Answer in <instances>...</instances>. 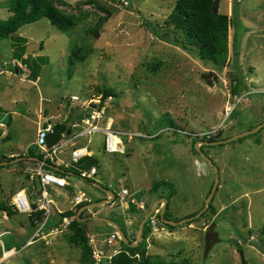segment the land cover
<instances>
[{
	"label": "rangeland",
	"instance_id": "obj_1",
	"mask_svg": "<svg viewBox=\"0 0 264 264\" xmlns=\"http://www.w3.org/2000/svg\"><path fill=\"white\" fill-rule=\"evenodd\" d=\"M54 1L78 18L74 28L63 32L47 19L21 27L15 36L26 39L24 55L16 53L19 44L13 37L0 38V106L5 111L0 114V125L12 116L11 140L0 143L1 159L6 161L4 157H13L12 153L24 156L35 145L38 128L46 119L68 123L81 117L79 103L98 98L104 88L112 89L115 94L104 102L102 123L123 132L124 151L106 153L103 136H93L91 149L100 160L98 174L83 179L72 170L66 188L50 186L58 201L52 222L60 220L58 210L72 206L76 194L91 198V203L106 198L95 183L106 188L110 183L142 193L146 208L133 211L116 201L85 209L83 215L98 213L115 220L130 239L137 240L144 216L166 194L165 189L150 192L155 181L172 183L175 194L169 212L173 221H179L205 206L217 175L215 165L219 184L210 201L213 209L208 206L198 220L170 228L158 220L161 203L153 213L151 231L139 243L144 244L146 255L168 262L244 264L242 251L245 264H264V127L223 144L203 143L208 141L204 137L228 139L264 122V0H221L220 11L231 19L229 59L222 71L163 35L157 36L146 25L158 23L173 38L175 33L165 22L177 0ZM9 8L10 0H0V21L11 15ZM74 46L87 51L88 57L70 69ZM16 62L26 63L22 74L16 73ZM237 62L245 86L234 95ZM72 95L80 100L72 101ZM67 103L75 108L71 119ZM168 119L175 127L167 124ZM195 138L214 165L194 152ZM77 142L81 147L87 139ZM70 148L66 146L61 155L68 161ZM32 165L25 159L0 166V201L10 204L18 190L33 189L25 170ZM211 223H216L221 241L205 257V236ZM113 227L87 220L89 237L100 238ZM1 230L10 231L1 239L5 249L13 247L17 252L4 258L0 246V264H89L81 247L67 240V230L50 229L29 243L37 229L30 226L26 214L9 217L0 211ZM99 246L105 244L99 242Z\"/></svg>",
	"mask_w": 264,
	"mask_h": 264
},
{
	"label": "trees",
	"instance_id": "obj_2",
	"mask_svg": "<svg viewBox=\"0 0 264 264\" xmlns=\"http://www.w3.org/2000/svg\"><path fill=\"white\" fill-rule=\"evenodd\" d=\"M221 0H177L173 11L170 13L168 19L165 22L167 28H171L175 33V36L170 37L169 30H165L164 27L160 26L158 23L153 25L149 22L146 23L147 26L152 27L153 31L157 36H162L165 40L174 43L176 45L182 46L184 49L189 51L191 54L198 57L200 60L210 63L215 69L222 71V69L228 64L229 59V26L231 19L227 14L220 11ZM11 15L7 19L0 21V38L13 37L19 44L18 51L16 53L24 55L25 54V43L26 39L22 36H15V33L23 26L35 23L41 19H47L52 24L57 26L61 31L68 32L70 29L74 28L78 24V18L73 14L66 13L64 10L59 8L54 0H10ZM234 13L237 14V6L234 7ZM237 23L240 24V20L237 18ZM238 40L235 43V52L238 53ZM84 49L78 46H74L72 53L69 57V67L70 69L78 62L84 61L88 57L87 51L83 52ZM27 59V58H25ZM237 72L233 75V81L235 85L232 88V93L234 95H239L242 91L245 83L243 81L242 69L238 62L236 63ZM208 75V74H207ZM205 78L208 79V76ZM207 76V77H206ZM38 75L36 74V79ZM102 104L106 101L109 96H113L115 93L112 89L104 88L101 90ZM68 108H71V104L67 103ZM4 109L0 106V114L4 113ZM12 116L9 115V121L6 126H10ZM167 124L175 127L174 121L172 119L167 120ZM5 132L4 129L0 128V136ZM208 141H217L218 137L207 138ZM210 139V140H209ZM11 140L10 133L3 138L0 143H4ZM221 140V139H218ZM197 139L193 141V150L196 154L198 151L195 148V143ZM207 146V145H205ZM204 145H202V150ZM17 157H37L41 158L38 153V149L35 145L30 146L27 153L22 156ZM16 157H4V159L11 161ZM3 160L0 157V162ZM93 166H100V160L94 154L88 155L80 160L78 167L81 169H90ZM4 167V166H2ZM76 171L75 168L71 167L67 171ZM64 172L63 175L67 176L68 173ZM29 177V175L27 174ZM33 188H38V182L35 180L33 182ZM166 190L165 198L168 199L166 211L164 218L168 220L171 219V214L169 212V207L171 203V198L175 194V189L171 182L167 180L155 181L151 188V193H160ZM139 199H142L143 194H137ZM161 198H163L161 196ZM100 201V200H99ZM84 204L78 205L76 208L65 210L62 213H58L60 220L65 217H73L68 229H67V240L71 244H75L81 247L84 259L92 263V245L90 243V237L88 235L87 221L82 222L80 219L85 218L83 215L86 210L81 211L79 215L77 212L83 207ZM36 207V205H35ZM137 205L132 204L130 209L133 211L137 210ZM209 209H213L212 204L209 205ZM0 211L5 212L9 217L16 214H20L14 211L10 204L0 201ZM207 211L200 215H206ZM42 211H37L28 215L30 226L37 229L42 221ZM196 213L190 215L194 216ZM153 216V215H152ZM151 216V217H152ZM158 220L163 224H166L170 228H174L173 225L164 223L160 213H158ZM151 217L146 221L144 225L143 238H146L151 231ZM59 220V221H60ZM198 220V219H194ZM59 221L51 220L50 226L59 224ZM150 221V223L148 222ZM178 221V220H175ZM126 236L128 237L126 231L124 230ZM262 235L264 236V228L262 229ZM129 239L130 243H134L136 239ZM29 238L27 239V241ZM122 250L114 257V264H190L189 261H164L160 258H153L146 255V248L143 243H139L136 247H132L121 240ZM13 247H10V250ZM2 254V253H1Z\"/></svg>",
	"mask_w": 264,
	"mask_h": 264
},
{
	"label": "built area",
	"instance_id": "obj_3",
	"mask_svg": "<svg viewBox=\"0 0 264 264\" xmlns=\"http://www.w3.org/2000/svg\"><path fill=\"white\" fill-rule=\"evenodd\" d=\"M15 66L18 69L27 67L26 63L22 64L21 62H16ZM71 100L75 102L80 99L77 95H72ZM79 106L82 108L80 112L81 117L73 118L70 122L65 123L67 127L71 129V133H62L61 139L52 147H48L47 137L53 131L56 124L51 122L50 119H46L40 125L37 132V139L34 144L41 158L35 159L36 157H29L28 160L31 161L33 165L25 169L29 175V179L32 182L35 180L38 182V188H33L31 191L21 189L12 196L10 205L14 211L26 215H31L37 211L43 212L42 221L29 243H32L37 237L44 235V233L50 229H52V231L68 229L73 217L65 216L59 221V224L50 226L53 217V207L55 206V200L50 191V186L66 188L70 182L63 173L71 167L75 168L83 179H93L94 176L98 174V168L96 166L90 169H81L78 167V163L81 159L93 154L91 149L93 136L96 134H101L103 136V150L106 153L115 154L124 151L122 148L124 143L121 140L123 132L114 129L110 124L103 125L102 123L105 118L106 110L105 105L102 104V96L84 101L81 104L79 103ZM87 114L89 116H86ZM80 138L87 139L86 145L81 147L77 146V141ZM68 145H71L69 161L61 156L64 153V148ZM107 189L113 191L116 201L126 208H129L132 204L137 205L140 210L146 208L145 201L138 198V192L131 191L128 187L115 186L109 183ZM91 202V198L84 194H76L74 196L73 208ZM80 213L81 211H78L77 215ZM151 222H155V216L151 217ZM6 233H8V231L0 233V246H2V256L4 258H9L12 256L9 255L10 252L15 251L16 253L17 250L14 248L10 250L5 249L1 238ZM121 240L122 238L118 230L105 235V237L101 239H98L94 235L90 236V243L92 245L91 264H114V257L122 250V247L118 245ZM99 242H102L105 246H99ZM106 245H108V247H106Z\"/></svg>",
	"mask_w": 264,
	"mask_h": 264
},
{
	"label": "water",
	"instance_id": "obj_4",
	"mask_svg": "<svg viewBox=\"0 0 264 264\" xmlns=\"http://www.w3.org/2000/svg\"><path fill=\"white\" fill-rule=\"evenodd\" d=\"M16 73H21L22 74L23 70H19V69L16 68ZM73 112H74V107H72L70 109L69 118H71ZM86 116H89V115L87 114ZM263 127H264V122H262L259 126L253 128L251 130H248L246 132L240 133V134H238V135H236V136H234L232 138L222 139V140H217V141H206V142H203V143H205V145L223 144V143L232 141L234 139L241 138V137L246 136L248 134H253V133L259 131ZM0 128L5 130L4 134L0 136V141H1L3 138H5L9 134V128L6 125H0ZM64 132L66 134H70L71 133V129L68 128L65 123L56 124L55 127L53 128V131L47 137L48 147H52L54 144H56L61 139L62 133H64ZM196 149H197L198 152H200L202 154V156L204 157V159H206V161H208L211 165H214L213 161L211 160V158L202 151L200 146H198V143H196ZM25 159H27V157H16L14 160H11V161L6 160V161L0 162V166L8 165V164H11V163H16V162H19V161H22V160H25ZM35 159H37V158H35ZM214 167L216 169L217 175H216V179H215L213 188H212L210 194L208 195V197L206 199L205 206L196 215L184 218V219L179 220V221H173V220L165 219L164 218V214H165L166 206H167V203H168V199L163 197L144 216V218H143V220H142V222L140 224V228H139V237L134 243H130L129 242V239L126 236L125 232L123 231L121 226L116 221H114L112 219H109V218L101 217V216H97L95 218L103 220V221L109 223L110 225L114 226L119 231V233L121 235V238H122V240L125 243L131 245L132 247H136L139 244L140 239L143 237L144 225H145L146 221L153 215L154 212L157 211L158 207L161 206V203H163V205H162V209L160 211V216L162 217V219H163V221L165 223H168V224L173 225V226H176L178 224H181L183 222H187V221H190V220H193V219H197L198 217H200L201 214H203L207 210V208H208V206L210 204V201L212 200V198H213V196L215 194V191H216V189L218 187V184H219L218 168L215 165H214ZM95 185L100 190H102L103 192H105L108 195H110V197L107 198V199H103L101 201L95 202V203H91V204L87 205L88 208H94V207H97V206H101V205H105L107 203H113L114 202L115 193L113 191L105 188L104 186H102L99 183H95ZM80 220L82 222L85 221V219H83V218L80 219ZM205 241H206L205 257H207L208 254L210 253L211 249L213 248V246L216 243L221 241L219 232L216 230V223H211L210 224V226H209V228H208V230L206 232ZM106 247H108V245H106ZM241 255H242L243 263L245 264L246 262L244 260V255H243L242 251H241Z\"/></svg>",
	"mask_w": 264,
	"mask_h": 264
},
{
	"label": "crops",
	"instance_id": "obj_5",
	"mask_svg": "<svg viewBox=\"0 0 264 264\" xmlns=\"http://www.w3.org/2000/svg\"><path fill=\"white\" fill-rule=\"evenodd\" d=\"M72 106V105H71ZM0 123H3V122H0ZM102 146H103V140H102ZM105 152V151H104ZM92 153H93V150H92ZM14 154H16V153H12L11 154V156H14ZM99 171V170H98ZM67 173H68V175H70V174H72V172L71 171H67ZM70 182V181H69ZM99 184H101L102 186H104L105 188H106V185L105 184H103V183H101V182H98ZM64 189V188H63ZM50 191H51V193H52V189L50 188ZM105 193V192H104ZM14 195V194H13ZM12 195V196H13ZM106 195H107V197L106 198H104V199H107V198H109L110 197V195H108L107 193H106ZM52 196H53V198L55 197L54 196V194L52 193ZM11 199H12V197H11ZM54 200H55V198H54ZM103 200V199H102ZM101 201V200H100ZM10 202H11V200H10ZM56 202H58V201H56L55 200V206H56ZM158 203V202H157ZM91 204V203H90ZM89 205V204H88ZM156 205V204H155ZM154 205V206H155ZM153 206V207H154ZM74 207V203H72V206H70L68 209H72ZM98 207V206H97ZM68 209H59L58 211H59V213H62V212H64L65 210H68ZM85 209H88V210H92V208H88L87 207V205L86 206H83V207H81L80 208V210L79 211H82V210H85ZM158 209H159V207H158ZM62 211V212H61ZM98 213H92V215H93V217H85V218H83V219H85V221H87V220H89V219H94V220H99V221H103V220H100V219H96L95 217H97V216H100V215H97ZM133 214H135V215H140V213H137V212H134ZM7 215V214H6ZM8 216V215H7ZM102 217H104V216H102ZM156 218V217H155ZM110 219V218H109ZM84 221V222H85ZM115 221V220H114ZM105 222V221H104ZM118 223V222H117ZM112 226V225H111ZM115 230H117L115 227H113V229H112V231L111 232H113V231H115ZM4 231H8V233L10 232L9 230H1L0 231V233H2V232H4ZM111 232H109V233H107V234H105V235H108V234H110ZM5 235V234H4ZM3 235V236H4ZM105 235H103L102 237H98V239H101V238H103V237H105ZM2 236V237H3ZM2 239V238H1ZM2 241V240H1ZM4 244V243H3ZM13 249V248H12ZM15 249V248H14Z\"/></svg>",
	"mask_w": 264,
	"mask_h": 264
},
{
	"label": "clouds",
	"instance_id": "obj_6",
	"mask_svg": "<svg viewBox=\"0 0 264 264\" xmlns=\"http://www.w3.org/2000/svg\"><path fill=\"white\" fill-rule=\"evenodd\" d=\"M17 69H18V68H17ZM19 70H21V69H19ZM74 109H75V108H74ZM68 116H69V115H68ZM72 116H73V113H72ZM72 116H71V117H72ZM58 124H59V123H58ZM28 158H29V157H27V160H28ZM36 158H37V157H36ZM115 201H116V199H114V202H115ZM114 202H113V203H114Z\"/></svg>",
	"mask_w": 264,
	"mask_h": 264
},
{
	"label": "bare ground",
	"instance_id": "obj_7",
	"mask_svg": "<svg viewBox=\"0 0 264 264\" xmlns=\"http://www.w3.org/2000/svg\"><path fill=\"white\" fill-rule=\"evenodd\" d=\"M121 140H122V138H121ZM123 141V140H122Z\"/></svg>",
	"mask_w": 264,
	"mask_h": 264
}]
</instances>
